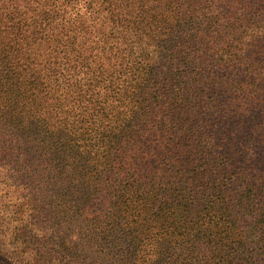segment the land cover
I'll use <instances>...</instances> for the list:
<instances>
[{"label":"trees","instance_id":"trees-1","mask_svg":"<svg viewBox=\"0 0 264 264\" xmlns=\"http://www.w3.org/2000/svg\"><path fill=\"white\" fill-rule=\"evenodd\" d=\"M259 5L0 0V144L100 217L111 264H264Z\"/></svg>","mask_w":264,"mask_h":264},{"label":"rangeland","instance_id":"rangeland-1","mask_svg":"<svg viewBox=\"0 0 264 264\" xmlns=\"http://www.w3.org/2000/svg\"><path fill=\"white\" fill-rule=\"evenodd\" d=\"M260 13L264 15V10ZM260 68L258 98L264 91V61ZM251 108L224 126L236 141L248 135L245 129L256 119ZM251 133L264 137V119L254 123ZM249 141V155L257 156L256 139ZM260 144L264 146V139ZM6 145L0 144V259L6 260L0 264H111L112 246L92 234L96 227L93 219L100 217L87 213L80 193L76 203L70 198L56 201L57 192H67L69 185L44 182L38 174L33 175L32 168L26 172L20 167L19 153H9Z\"/></svg>","mask_w":264,"mask_h":264}]
</instances>
